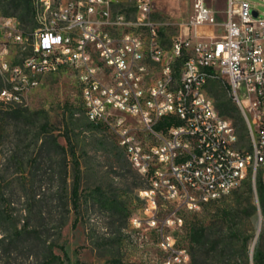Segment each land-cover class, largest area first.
I'll return each instance as SVG.
<instances>
[{"label":"built area","instance_id":"1","mask_svg":"<svg viewBox=\"0 0 264 264\" xmlns=\"http://www.w3.org/2000/svg\"><path fill=\"white\" fill-rule=\"evenodd\" d=\"M119 1L32 0L31 30L0 11V101L20 104L41 75L74 68L87 119L116 134L145 181L131 229L145 238L140 231L153 230L169 253L164 264H180L188 253L166 230L182 225L178 211L220 198L264 165V17L247 0H226L216 29L210 24L206 33L195 30L194 39L176 37L165 48L151 0H131V17L113 9ZM211 81L227 86L249 147L238 146L236 128L215 107ZM160 200L173 205L162 219Z\"/></svg>","mask_w":264,"mask_h":264},{"label":"rangeland","instance_id":"2","mask_svg":"<svg viewBox=\"0 0 264 264\" xmlns=\"http://www.w3.org/2000/svg\"><path fill=\"white\" fill-rule=\"evenodd\" d=\"M247 1L250 11L256 9L264 17V0ZM151 4V18L158 24L160 42L165 48H169L176 37L194 39L195 30L206 33L210 24L223 21L221 14H225L227 6L226 0H151ZM113 9L131 17L134 6L131 0H120ZM216 27L215 24L214 29ZM3 85L0 77V88ZM209 89L229 96L228 89L220 81L209 82L207 91L210 94ZM7 106H20L25 116L19 120L0 121V174L5 176L4 192L13 194L4 195L12 200L13 219L8 223L0 221V235L2 230L11 229L13 223L22 224V208L26 202L23 197L17 198V193L22 194L25 184L26 187L34 184L39 186L34 206L51 210L47 233L56 243L55 253L63 257L62 248L65 250L64 264H164L167 261L169 253L158 247L153 230L144 227L140 232L147 234L145 238L129 225L131 216L141 215L143 202L138 190L145 186V181L129 163L124 149L117 143L116 134L107 126L97 127L87 119L74 68L65 66L41 75L39 84L26 93L20 104L0 101V108ZM227 118L233 124L234 119ZM127 119L136 123L134 118ZM45 121L52 136L67 153L73 149L78 160V211H73L70 197L73 179L70 155L67 154L66 185L62 189L59 177L52 176L61 170V157L53 152L48 154L47 148L40 146L44 138L41 124ZM138 135L143 141L153 142L142 132ZM238 146L249 147L247 133L244 140L239 138ZM15 170H23L22 175H16ZM257 171H261L264 180V165ZM63 202L67 206L64 207ZM160 202L159 217L162 219L173 210V205ZM257 204L254 176L253 179L247 177L225 195L202 204L197 210H179L182 225L167 226L166 230L175 238V246L185 248L188 253V260L180 264H254L255 246L259 243L264 250V222ZM228 210L233 216L231 225L222 218ZM193 223L209 227L210 238L203 247L190 243L188 231ZM228 224L236 230L231 239H227L225 230ZM223 241L228 243L227 249ZM2 248L0 243V264L19 261L18 251H12L16 257L13 260L2 255Z\"/></svg>","mask_w":264,"mask_h":264},{"label":"trees","instance_id":"3","mask_svg":"<svg viewBox=\"0 0 264 264\" xmlns=\"http://www.w3.org/2000/svg\"><path fill=\"white\" fill-rule=\"evenodd\" d=\"M0 11L5 15L16 16L21 24V27L26 30L27 27L33 29L36 26L34 15L32 11V0H0ZM224 85V84H223ZM225 86V85H224ZM227 88V86H225ZM210 90V89H209ZM210 95L214 99L215 107L219 113L225 117H232L233 125L236 128L237 134L241 140L245 139L247 133V128L245 125L244 118L241 114L238 106L233 102L231 96H224L220 94L216 89L210 90ZM25 116V110L20 106L12 107L7 106V108H0V121H7L8 119L19 120ZM93 123L95 126L99 127L101 124ZM48 123L45 121L41 124L44 131V138L41 141L40 146L47 148L48 154H55L61 157V162L59 163L61 170H57V174L54 172L53 175H57L60 180V185L62 189H65L66 185V175H67V154L71 157V164L73 166V179L70 190V197L72 203L73 211H78L79 209V179L80 170L78 160L75 158L73 149H69L68 153L65 147L61 145L55 137L52 136L51 132L48 130ZM163 125V122L159 123L158 128ZM16 175L23 173V170H15ZM22 175V174H21ZM25 178V175H23ZM5 176L0 174V221L10 222L13 219V211H11V199H7L4 195H13L12 193L7 194L4 192L3 182ZM39 188L31 184L30 187L23 186L22 194L17 193V198L23 197V201L26 202V206L22 208V224L19 226L15 223L12 224L11 229L6 228L2 230L0 235V243L2 245V255L7 258H12L16 260V257L12 255V251H18L19 261L16 264H64V260L67 259V254L62 248L63 257L54 252V247L56 243L50 239L48 235L47 226L49 225V218L51 210H46L37 208L34 206L36 200V195L38 194L37 189ZM249 188L251 184L249 182ZM255 191L257 196V207L259 208L264 222V180L261 171H257L255 175ZM62 205L67 206V203H62ZM255 208V206H251ZM224 221H230L233 219L230 210L224 211ZM33 219L35 222H32ZM75 222V221H74ZM73 222V223H74ZM225 228L227 232V239H231L236 235V230L230 226ZM188 238L192 245L198 247H203L210 238L209 227L203 224H192L188 231ZM224 248L227 249V244L223 241ZM221 256V255H220ZM252 261L254 264H264V250L261 248L259 243L255 246L252 253Z\"/></svg>","mask_w":264,"mask_h":264},{"label":"crops","instance_id":"4","mask_svg":"<svg viewBox=\"0 0 264 264\" xmlns=\"http://www.w3.org/2000/svg\"><path fill=\"white\" fill-rule=\"evenodd\" d=\"M221 18L225 20V14H221Z\"/></svg>","mask_w":264,"mask_h":264}]
</instances>
